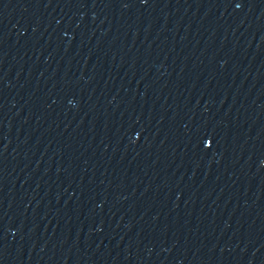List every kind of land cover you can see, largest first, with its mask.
<instances>
[{
	"label": "water",
	"instance_id": "water-1",
	"mask_svg": "<svg viewBox=\"0 0 264 264\" xmlns=\"http://www.w3.org/2000/svg\"><path fill=\"white\" fill-rule=\"evenodd\" d=\"M0 264H264V0H0Z\"/></svg>",
	"mask_w": 264,
	"mask_h": 264
}]
</instances>
